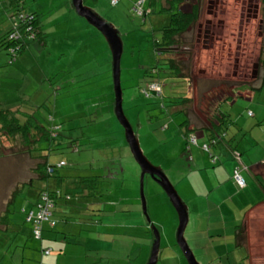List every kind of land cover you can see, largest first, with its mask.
<instances>
[{"label": "rangeland", "instance_id": "obj_1", "mask_svg": "<svg viewBox=\"0 0 264 264\" xmlns=\"http://www.w3.org/2000/svg\"><path fill=\"white\" fill-rule=\"evenodd\" d=\"M141 1H145L142 16L149 15L146 18L133 10L138 8ZM171 1L120 0L119 5L112 6L111 0H86L85 5L114 24L123 37L124 110L136 128L145 155L155 166L163 168L183 199L194 209L193 229L196 233L208 235V238L202 235L199 249L193 247L196 258L201 264H264V207L258 209L263 199L260 200L257 195L254 206L239 204L249 191L237 187L233 174L230 176L227 172L217 177V168L211 171L215 165L211 163L209 154L201 149L209 142L206 132L207 141L201 148L193 144L192 150L187 153V156L192 154L194 164L204 162L203 167H195L182 157L188 133L185 122L189 120L190 126L200 128L207 126L206 118L212 120L210 118L214 114L221 117L230 113L235 119L247 111L248 96L240 98L238 103H235L236 98L228 99V95L232 96L231 88L238 89L242 81L228 79L225 74L233 73L235 61L241 56L243 70L249 68V76L243 77V83L249 84L250 92L251 88L259 85L255 80L263 72L264 35L259 36L258 27L262 21L261 32L264 33V2L258 20L247 24L242 20V12L247 10L244 0H216L215 13L210 0H182L179 9L189 13L197 7L198 19L184 34L174 36L178 40L177 45L169 50L158 47L162 49L158 50L159 55L155 42H161L163 28L170 25V19L168 11H157L161 6L169 8ZM5 2L0 0V36L18 22L17 17L9 20V9L3 11L1 3ZM148 2L152 6H148ZM24 10L40 18L46 45L30 44L22 53L29 54V58L13 65L9 64L8 52L0 48V76L7 85L6 96L13 103L12 106L19 105L21 113H30L26 108L33 109L32 114L45 127L60 126L54 144H59L62 149L53 148L48 162L57 167L55 175L67 177L62 185L65 193L73 197L75 191L72 189L80 187L79 192L84 193V209L87 204H91L92 208L102 207L94 213L92 222L74 216L66 224L65 216L57 212L55 219H58L60 227L64 224L75 232L72 237L75 244L67 245L69 241L63 242L61 235H57L59 241L54 238L44 241L45 249L52 246L54 249L48 260H53L55 264H147L153 231L141 204V169L127 146L124 130L113 112L109 46L97 29L75 13L70 0H25ZM206 28L215 36L213 47L210 42L205 48L203 38L199 39V31L203 36ZM242 29H246L247 36L241 32ZM164 57L166 63L174 60L181 65L178 78L164 77V98L175 102L173 99L183 96L189 100L174 113L169 108H163V98L160 96L146 98L140 92L143 82L142 87L147 90L152 87L148 86V74L159 64L163 66ZM256 58L260 61L255 68L253 63ZM252 71L258 75L251 81ZM239 91L246 92L244 88ZM252 92L253 95L257 94V99L264 96V90L262 92L257 87ZM7 105L11 107V104ZM222 125V129L227 130L226 122ZM201 132L204 131L201 129ZM194 134L199 139L203 137L199 130ZM73 140L78 141L77 147L71 144ZM18 142L17 145L6 140H3L4 144L0 143V218L16 189L31 180L34 188L28 192L23 188L9 207L11 224L6 231L0 232V264H17L21 260V250L16 249L18 245L26 250L25 264H32L28 258L40 257L39 242L18 236L17 239L16 235L18 232L26 235V231L31 229L22 208L35 201L37 190L44 187L41 181L36 180L38 175L35 169L41 163V156L48 155L49 142L32 140L26 146H20ZM232 143L241 144L243 152L248 147L245 141ZM219 146H223V143L214 146L212 154L218 156ZM239 155L240 160L230 154L234 159V171L244 162L241 151ZM60 161H65L67 165L59 169ZM92 177H100L95 183L99 189L90 195L92 182L89 178ZM218 182L221 186L219 191ZM54 183L51 180V185ZM205 183L209 189L202 190L201 186ZM85 189L87 192H84ZM144 191L152 225L161 234L162 252L158 264H189L177 243L178 212L167 193L151 176L145 178ZM216 201L218 214L213 208ZM201 210H204L203 214L212 216L211 223L200 221L197 214ZM244 219L249 246L247 262L243 261L241 253L234 246L233 232V228ZM198 239L191 243L196 244ZM60 241L62 243H58Z\"/></svg>", "mask_w": 264, "mask_h": 264}, {"label": "trees", "instance_id": "obj_2", "mask_svg": "<svg viewBox=\"0 0 264 264\" xmlns=\"http://www.w3.org/2000/svg\"><path fill=\"white\" fill-rule=\"evenodd\" d=\"M86 0H84L85 3ZM182 0H172L171 1V5L169 8H163L161 6V8L157 11L158 13H163L165 11L169 12V16L168 18L170 19V25L166 28H163V38L161 40V42L159 43L158 41L155 42L156 47H157V52L158 54L160 53L159 51L162 49H159L158 47H162L163 50H165L164 48H168L171 49L172 47H174L175 45H177L178 40L174 39V36L176 34L182 35L184 34L189 28L190 26L195 23L198 19V8L194 7L192 9L191 12L189 13H185L183 10L179 9V5L181 4ZM4 3V2H3ZM2 4L3 7V11L6 9L8 10L7 12L9 20L11 21L12 18L17 17L18 18V22L15 23V25L19 24L21 26V28H19V31L21 32L22 37L19 40H13L10 39V35L14 32L15 30V25L10 27L8 29V31L0 36V48H4L9 56H10V61L9 64L13 65L15 63H17L20 60H27L25 58H29L28 55L29 54H22L23 52H25L26 48L30 45V44H36L38 46H42L45 47L46 42L44 39V27L42 25V22L40 20V18L37 16V14L35 13H31V12H26L24 10V5H25V0H6L5 4ZM86 4V3H85ZM148 6H152L151 2H148ZM21 13H24L26 15H28L27 18H21L19 17V15ZM30 16L32 17V19H30ZM149 16V15H147ZM147 16H141L142 18H146ZM161 44V45H159ZM12 49H14V51H12ZM159 50V51H158ZM161 55V54H159ZM164 61H165V57H164ZM163 66H161V64H159L158 66L154 67L153 69H151L150 75L147 80L150 81L148 86L152 83H157L162 92H164L165 89V84H164V77H168V75L170 77H174V78H178L177 76L181 75V65L178 64L176 61L174 60H169L167 63L165 61L164 64H162ZM166 66V67H164ZM173 74V75H172ZM176 76V77H175ZM2 76H0V143H3V140H6V142H11L13 144L17 145V142L23 146H26V144H30L32 142V140L34 141H48L49 142V146H48V155H44L41 156L42 159L40 158H36L34 157V159H39L41 161V163L37 164V167L35 169V173L38 175V179L42 182V184H44V187L42 186L41 188H39L36 192V199L35 201L31 202L30 204L26 205L25 207L22 208V213L25 215V219H26V223H28L31 226V229L29 228L26 232V235H23L21 232H18L16 235L18 237H23V238H28L34 241H47V240H51V239H57V241H59V237L57 235H61L62 239H64L63 242L67 243V241H69L67 243V245H71L73 246L75 244V241L73 240L72 237H74L75 232L72 229H69L68 227H66V225L63 224L62 227H60V224L58 223V219H55V214L57 212H61L64 216H65V223L69 224L70 219H72L74 216H78L80 218V220H89L92 221V217L90 216L91 214L85 216V217H89V218H84L81 214H78L75 212L72 213L73 211H71V208H69V213H66L64 211H66L65 205L71 201L70 197L68 199V194L65 193L63 191L62 185H63V180L67 177H65L64 175H55V173L57 172V167L51 165L48 162V157L51 155V151L53 150V148H56V150H61L62 147H59V144H54V142L57 140L58 138V130L59 129H54V125H52L51 127H45L44 125H42L36 118H35V114H32V111H34L33 109H27L26 111H30V113H21L20 111V107L19 105L16 106H12L13 103L10 102L8 96H6V83H3L2 81ZM156 80V81H154ZM142 85H144V82L141 84L140 87V92L143 93L144 89H146L145 87H142ZM123 86V85H122ZM175 91V90H174ZM148 93V92H147ZM148 97L146 96V94H144V96L146 98H149L150 96H154L157 95L156 92H152L150 90V92L148 93ZM160 95V94H159ZM167 98V97H166ZM163 98V108H169L171 110L176 111L175 109H177L178 107H182L185 106V104H187L189 102V100L183 96H179V98L177 99H173L175 102L171 101L170 98ZM113 99V98H112ZM114 100V99H113ZM167 100V101H165ZM167 102V104H165ZM169 103V106H168ZM7 104H11V107H9ZM175 106V107H173ZM20 113L22 115H20ZM167 113H169L167 111ZM250 113V112H249ZM253 116V113H250L249 116ZM51 117V115H50ZM217 119V118H216ZM218 121H220L221 123L226 122L227 125H229L230 120L228 119V116L223 115L217 119ZM189 123V120L187 122H185V125ZM214 126V125H213ZM215 128V127H214ZM193 130V129H192ZM57 132V133H56ZM228 132V131H227ZM227 132H221L220 134V138L221 141L223 143H226L227 146H229L230 140L227 139L228 135ZM36 133V134H35ZM186 137L188 136V133H186ZM36 135V136H34ZM36 137V138H34ZM216 138V136H214V139ZM38 139V140H37ZM212 141V140H211ZM186 142V140H185ZM78 143V141L73 140L71 141V144L74 147L76 144ZM187 145V144H186ZM13 147V145H12ZM234 148V147H233ZM77 148H74V150ZM236 149V148H234ZM2 150V146L0 144V153ZM184 151H185V147H184ZM28 154L31 156L32 155L28 152ZM61 162H65V161H60ZM60 163L58 165V168H63L65 167L67 164L65 162V166H60ZM80 180V177H77ZM100 177H92L89 178V180L92 182V185L90 187L91 191H90V195H93V193L95 194V192H97V190L99 189V187L96 186V182L98 181ZM85 179V178H82ZM51 180H54L55 183L53 185H51ZM86 180V179H85ZM84 183V182H82ZM86 183V182H85ZM53 186V187H52ZM27 190V192L30 189L34 188V183L33 180L29 181L27 184L23 183V185L20 187V189H16L15 192L12 195V198L10 199L9 203L7 204V206L5 207V213H2L1 218H0V232L1 231H6L9 227V224H11V220L9 219L10 217L8 216V212H9V207L10 205L15 201V199L17 198V196L19 195V193L21 192L22 189ZM80 187H74L72 190L73 191H79ZM84 192H87V190L85 189ZM49 194L50 198H51V203L53 204V208L51 210V216L50 218L46 221H42L40 223V229H41V235L40 238H37L36 236V222L35 219L37 218V216L40 213V206H41V198L43 196V194ZM81 195L82 197H84V193L82 194L80 192V194H77L76 196ZM87 196H89L88 194H86ZM100 196V195H98ZM104 196V195H102ZM89 197H93V196H89ZM65 202V205H61L60 203ZM261 207H264V201L261 203V205L258 207V209H260ZM86 210H88L86 208ZM248 214V213H247ZM32 215V218L29 220V216ZM247 216V215H246ZM82 217V218H81ZM69 218V219H68ZM246 218V217H245ZM245 220V219H244ZM54 224V225H53ZM245 221H243L240 225L236 226L233 228V232L235 233V244L234 246L236 247L237 251L239 253H241V257L243 258V261L247 262L246 260V253L248 254V244L246 242L247 239V235L245 233V228L246 225ZM60 227V228H59ZM57 229H60L61 231L58 233L56 232ZM247 230V228H246ZM55 234V235H54ZM204 234L206 237L207 235L205 233ZM45 236V237H44ZM18 239V238H17ZM55 241V240H52ZM58 243H62L61 241ZM18 246H16L17 248ZM21 249V251L26 252L25 248L22 247L21 245H19V247ZM45 249V248H44ZM42 251V253L45 255V252Z\"/></svg>", "mask_w": 264, "mask_h": 264}, {"label": "water", "instance_id": "obj_3", "mask_svg": "<svg viewBox=\"0 0 264 264\" xmlns=\"http://www.w3.org/2000/svg\"><path fill=\"white\" fill-rule=\"evenodd\" d=\"M70 4L71 8L80 18L85 19L89 25L97 29L102 34L111 52L114 92L113 112L118 123L124 130L127 146L129 147L131 154L141 169V204L146 220L150 224L153 231L152 249L147 264H158L162 252V244L160 231L155 225H152V221L148 213L147 200L144 191L146 176H151L164 189L178 212V227L176 230V237L182 254L187 258L189 264H201L194 254L193 247L198 248L199 244L203 240L202 235L204 234L201 232L196 233V231L193 229L194 222L192 221V214L194 213V209H192L189 203L183 199L176 187L171 182L170 177L165 174L163 168L155 166L145 155L141 148L138 135L136 134V128L125 113L123 106L124 93L122 86V57L124 54V41L120 31L115 27L114 24L104 19L91 7L85 5L84 0H70ZM203 213L204 210H201L197 214L200 221L207 219V215ZM198 237L199 239L196 244L191 243Z\"/></svg>", "mask_w": 264, "mask_h": 264}, {"label": "crops", "instance_id": "obj_4", "mask_svg": "<svg viewBox=\"0 0 264 264\" xmlns=\"http://www.w3.org/2000/svg\"><path fill=\"white\" fill-rule=\"evenodd\" d=\"M261 65H262V70H263L262 76H259L255 80L257 83H259V85L255 86V87H257L259 90H262V92H263V90H264L263 89L264 88V53L262 56ZM261 81L263 83H261ZM255 87L251 88V92H250L249 84L243 85V86L239 87L238 89H237V87H233V89H231V95L232 96L229 95V97H230V98H228L229 100L230 99L234 100L236 98L235 103H238L237 101L240 98L245 99V97L248 96L247 97L248 100H246V101H248L249 104H247V107H248L247 111H245L244 114L242 113L243 115L239 114L235 119H233L230 116V113H228V119L230 120V123L228 125L227 130H223V129L221 130L218 126H213L211 120H209L208 118H206L208 121L207 126H204V127L201 126L200 128L196 127L200 131V133H202V136H203L201 139H199L197 148H201L200 146L205 141H207L205 138V132L207 134L208 139H210L214 135V132H213L214 130L212 128L215 127V130L217 131V133L228 131L227 135H228V138L230 140V142H228L229 143V146H228L229 153H231L230 149H232V146H234V148H236L238 151H241L242 154L244 155V163L247 165V175H246V172L243 173V175L247 181V187L244 190L249 191V194L247 197L243 196V200L240 201L239 204L242 206H248L250 204H252V206H254V203H256L258 200L257 195L260 196V200L263 199V200H261V202L264 201V103H262V101L264 100V96L261 95L257 99V94H255V95L252 94V93H254L252 91ZM241 88H244V90L246 91L245 94L243 92L239 91ZM228 110H229V108H228ZM249 112L253 113V116H249V114H250ZM218 118H220V117H218ZM215 122H216V119H215ZM246 125L248 126V128ZM186 126H187V130H188V134L190 133V131H192V129L195 131H198L195 129V127L190 126L189 123L186 124ZM189 129H190V131H189ZM201 129L204 132H201ZM252 130H255V131L253 132ZM244 141L248 145V147H245L246 153L240 149L241 144L232 145L233 144L232 142L242 143ZM226 146H227L226 143H223V146H219V152L218 153L221 156V158L219 157L220 158V164L215 165V169L211 170V171H215L217 168L216 173H215L217 177L223 176V174L226 175L227 172H228V175L231 176V174H233V171L235 168V164L231 160L230 154L228 153ZM192 164H194V160L192 161ZM203 164H204V162L200 161L198 164H194L193 166L203 167ZM220 187L221 186L218 182V185H217L218 191H219ZM201 189L202 190L209 189L208 184L207 183L202 184ZM251 190L253 193H251ZM77 194H80V192L79 191L73 192V195H72L73 198H71V201H69L66 205H65L64 201L62 203H60L61 205H65L64 208H66V211H64V212L69 213V212L73 211L72 213L75 212V214L76 213L81 214L84 218H89V217H85V216H87L89 214H91L90 216H94V213L99 212V210L102 208V207H98V206H96L95 208H92L91 204H87L86 208L88 210L84 209L83 206L85 205V202L82 201V196L81 195L76 196ZM69 196H71V195H69ZM85 196H87V195H85ZM239 196H241V195H239ZM213 205H215L213 207L214 212L216 214H218L217 201H216V203L214 202ZM90 206H91V208H90ZM69 208H71V211H69ZM211 217L212 216L207 215L206 216L207 219L202 220V221H205L206 223H211V219H212ZM223 219L225 222L228 223V221H226L225 218H223ZM205 234L207 235V233H205ZM207 238H208V235H207ZM36 242H39L41 244L39 247L40 257H36L35 259L28 258V260L32 264H55L53 262V260H48V258L54 252L53 246L49 247L48 249H44V248H46L44 241L39 240ZM18 247H19V245H18ZM18 247L16 249L21 250ZM43 249H44L43 252H45V255L41 251ZM48 251L50 252L49 254L46 253ZM13 253H14V251H13ZM21 253H22L21 260L18 261L17 264H25L26 252L21 251ZM37 259L39 260L38 262H37Z\"/></svg>", "mask_w": 264, "mask_h": 264}, {"label": "built area", "instance_id": "obj_5", "mask_svg": "<svg viewBox=\"0 0 264 264\" xmlns=\"http://www.w3.org/2000/svg\"><path fill=\"white\" fill-rule=\"evenodd\" d=\"M119 2H120V0H111V3H112L113 6L118 5ZM144 4H145V1H141L139 3L138 8L133 9L140 16H142V5H144ZM19 17H20V19L21 18H24L25 19L28 16H25L23 14H20ZM30 19H32V17ZM14 27H15V30L10 35V39L19 40L22 37L21 32L19 31V28H21V26L19 24H17ZM150 85H152V87L151 88H148L149 90H147V88H146L143 91V93L146 94L147 97L149 96L148 93L150 92V90L152 92L161 93L162 90H161L160 86L157 83L154 82V83H152ZM190 143L191 144H195L196 143V137L195 136H192L190 138ZM188 150H190V147H188ZM204 150L206 152H209L210 146L209 145H205L204 146ZM238 160H240V157L239 156H238ZM60 166H65V162H61L60 163ZM241 169H244V170L246 169V167H244L242 163L235 170L234 179L237 182L238 187L243 189V188H245L247 186V183H246V180L244 179V177L242 175ZM69 198L70 197L68 196V199ZM52 208H53V204L51 203L50 195L47 194V193L43 194V196L41 198V206H40V210L41 211H40L39 215L37 216V218L35 219V222L37 223L36 224V236H37V238H40V235H41V229L39 228L40 227V223L42 221H44V220L47 221L50 218ZM31 218H32V215L29 216V220ZM46 253L49 254L50 252L48 251Z\"/></svg>", "mask_w": 264, "mask_h": 264}, {"label": "flooded vegetation", "instance_id": "obj_6", "mask_svg": "<svg viewBox=\"0 0 264 264\" xmlns=\"http://www.w3.org/2000/svg\"><path fill=\"white\" fill-rule=\"evenodd\" d=\"M244 2H246L247 10L245 12H242V14L244 13V15H242V20H244L245 23L250 24V21L258 20V14L260 12V7H262L261 4L264 2V0H244ZM209 4L210 5L214 4L213 5V12L215 13L216 0L215 1L214 0H210ZM209 8H210V6H209ZM201 28H202V26H201ZM262 29H263V22L260 21L259 22V27H258V30L260 31V32H258L259 36L264 35V33L261 32ZM208 30H209L208 28H206L204 30L203 36H201L200 31H199V39L203 38V41L205 43V48L208 47L210 42H212V47H213V45H214L213 42L215 41V36L212 33L207 32ZM241 32L244 33L246 36L248 35V32L246 31V29H242ZM259 61H260L259 58H256V60H254L253 67L256 68L259 65ZM235 63L236 64L234 66L233 73L231 74L230 72H228V73L226 72L225 77L226 78L228 77V79L232 78V79H235V80L242 81L240 86L247 85V83L246 84L243 83V80H245V79H243V77L246 78V77L249 76V68L243 70V68H242L243 61L241 59V56L240 57L238 56V58L236 59ZM240 66H241V68H240ZM250 75L252 77L251 78V81H252L254 78H257L256 76L258 75V73L256 71H252V73ZM231 89H233V87ZM228 98H229V95H228Z\"/></svg>", "mask_w": 264, "mask_h": 264}, {"label": "clouds", "instance_id": "obj_7", "mask_svg": "<svg viewBox=\"0 0 264 264\" xmlns=\"http://www.w3.org/2000/svg\"><path fill=\"white\" fill-rule=\"evenodd\" d=\"M110 1V0H109ZM112 5V4H111ZM119 5V4H118ZM113 6V5H112ZM117 6V5H116ZM21 14H23V15H25V16H28V15H26V14H24V13H21ZM30 18H31V16H30ZM19 23V22H18ZM15 25V24H14ZM159 54H161V53H159ZM157 93V92H156ZM160 94V95H159ZM143 95H144V93H143ZM157 95L158 96H160L161 98H164V96H165V93H163L162 91H161V93H157ZM230 98V97H229ZM223 100V99H222ZM251 116H252V114H251ZM52 120H53V118H52V116L50 117ZM216 118H218L217 117V114H214V116L212 117V118H210V119H212L211 120V122H212V124L214 125V126H218L221 130H222V123L220 122V121H218ZM215 119H216V122H215ZM59 127L60 126H57V125H54V129H59ZM196 130H198L197 128H195ZM214 131V135L209 139V142L208 143H206L205 145H209L210 146V150H209V152H206L205 150H204V146L202 147V150L205 152V153H208L209 154V156H210V160H211V163L212 164H214V165H217V164H220V158H221V156L218 154V156H216V155H214V154H212V151H213V147L214 146H217L220 142L221 143H223L222 141H221V138H220V134H221V132L220 133H217V131L215 130V128L213 127L212 128ZM59 131V130H58ZM189 131H190V129H189ZM196 131L195 130H192V131H190V133L188 134V136L186 137V142H185V151H184V154H183V158H184V160H185V158H187V160H185L186 162H188L189 164H191L192 163V161H193V157H192V154L191 155H189V156H187V153L188 152H190L191 150H192V148H193V146L195 145V144H197V146H198V142H199V138H198V136L196 135L195 136V133ZM57 133V132H56ZM58 134V133H57ZM192 136H195L196 137V143L193 145V144H191L190 143V138L192 137ZM214 136H216V138L214 139ZM212 140V141H211ZM187 144V145H186ZM188 147H190V150H188ZM226 149H227V151H228V146H226ZM77 151H78V149H77ZM230 151H231V153L230 154H232L233 155V157H234V159H236L238 156L239 157H241V155H239V151L237 150V149H234V148H232V149H230ZM236 153H238V155L236 154ZM220 157V158H219ZM231 157V156H230ZM234 159H232V157H231V160L233 161ZM242 164H243V166L244 167H246V169L244 170V169H241V172H242V175H243V173L246 171L247 172V165L244 163V162H242ZM193 165V164H192ZM240 166V164L237 166V168ZM236 168V169H237ZM234 174H235V171H233V176H234ZM243 177H244V175H243ZM244 179H245V177H244ZM235 180V179H234ZM246 180V179H245ZM246 183H247V181H246ZM237 187H238V185H237ZM247 187V186H246ZM245 187V188H246ZM239 188V187H238ZM245 188H239L240 190H244ZM69 196V195H68ZM71 197V196H70ZM245 221V220H244Z\"/></svg>", "mask_w": 264, "mask_h": 264}]
</instances>
